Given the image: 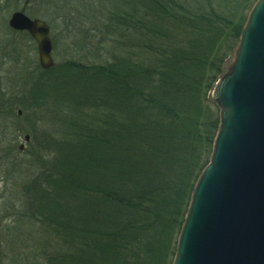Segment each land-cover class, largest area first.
Here are the masks:
<instances>
[{
	"label": "trees",
	"instance_id": "obj_1",
	"mask_svg": "<svg viewBox=\"0 0 264 264\" xmlns=\"http://www.w3.org/2000/svg\"><path fill=\"white\" fill-rule=\"evenodd\" d=\"M19 1L0 0V25L33 42L3 25V12ZM255 1L41 0L45 10L68 15L72 9L75 23L101 25L118 36V48L103 64L67 60L43 70L33 56L22 59L15 41L0 37L1 59L28 64L9 80L5 74L12 75L15 65L0 68V110L13 111L14 104L32 109L25 129L33 145L25 164L32 175L15 214L16 221L36 227L30 234L38 246L32 259L172 264L219 123L203 101L225 71ZM9 82L15 96L5 87ZM22 89L29 93L27 105L17 98ZM6 131L0 124V164L15 169L18 164L2 155L16 151L4 143ZM14 243L10 239L6 250ZM10 256L14 261L15 254Z\"/></svg>",
	"mask_w": 264,
	"mask_h": 264
},
{
	"label": "water",
	"instance_id": "obj_2",
	"mask_svg": "<svg viewBox=\"0 0 264 264\" xmlns=\"http://www.w3.org/2000/svg\"><path fill=\"white\" fill-rule=\"evenodd\" d=\"M7 26L34 40L41 69L53 66L45 20L18 10ZM211 99L219 108L218 129L193 187L172 264H264V0L251 7ZM23 138L29 141V135Z\"/></svg>",
	"mask_w": 264,
	"mask_h": 264
},
{
	"label": "rangeland",
	"instance_id": "obj_3",
	"mask_svg": "<svg viewBox=\"0 0 264 264\" xmlns=\"http://www.w3.org/2000/svg\"><path fill=\"white\" fill-rule=\"evenodd\" d=\"M40 1L41 0H21L17 2V4L14 5L8 12L4 11V14L2 13L5 16V23L3 25L7 27L6 20L8 16L12 12L18 10L23 11L30 17H42V19L47 21L50 26V33L53 42L52 59L54 63L52 68H56L60 65L62 66V64L66 63L67 60L79 61L81 64L85 65L103 64L110 61L112 56L111 53L118 48L116 45L119 40L118 36L108 35L110 32L106 31L97 23H93L94 26H98L92 29L88 24L81 26V24L75 23L77 16L75 11L72 9L69 10L70 14L68 12V15H65L63 11L59 12L57 15L56 10L51 7H48V10H45V7L39 5ZM80 5L81 4L79 2L74 3V6ZM41 13L43 16H40ZM87 28H89L90 31L86 36L88 37L91 35V37H88L89 43L88 39L85 41L87 43L84 42ZM7 31L5 28L2 30L0 25V37L3 40H7L6 37H9L12 42L15 41L16 45L20 46L22 59L26 60V62H28L29 59H31V56H33L38 63L35 43L21 35L14 36ZM30 48H34V50H30ZM233 57L234 53H232V55L225 61V71L231 64ZM24 63L25 61H20L18 62V65H15L11 59L3 60L0 58V68L2 70L7 71L14 65L16 68L14 69V73H12V75L6 72L5 77L8 75L6 80L16 78L17 75L20 74L19 71H22L21 69L24 70V68L28 66V64L24 65ZM27 72L28 70L26 73ZM10 82L13 83L12 80H10ZM10 82L5 85V87L13 94V96H15L14 91L16 88L11 87ZM22 90L24 91L23 95L20 93L17 95V98L22 99V101L26 104V98L29 97V93L26 92L27 89ZM211 92L212 89L207 92L203 101V107H206V103L210 104L213 112L219 119V108L212 101ZM18 110L21 111L20 115L17 114ZM31 110L32 109L29 107L26 110V108L24 109V107L17 106L16 104L13 106V111H10L8 107H4L0 110V124L7 128L3 137L4 143L10 145L14 144L16 148V151L11 152V154H8L5 150L2 152V155L18 164L15 169L10 168L7 163H4L2 166L0 164V229L4 230L7 226L11 227L10 230L6 229L0 233V243L4 246L2 248L4 250V255L1 256L0 254V264H38V259L34 258V256L33 259L31 257L37 250L38 246H35V242L30 240V234L36 230V227L34 224L30 225L25 222L20 223L16 221V219L19 218L15 215L19 212V210H21V208H23L21 204L23 186L32 175L30 172L31 169L27 168L25 164L28 163L29 152L33 149V145L28 144V142H24L23 138L26 134L25 129L30 127V121L27 120L26 117L28 118ZM20 144H23L22 150H19ZM5 207H12L13 211H5ZM12 226L17 227L12 229ZM19 227L24 228L27 233L22 231L24 229L19 230ZM12 238L15 239L14 249L9 252L6 250L5 244H7ZM26 248H29L31 254H26ZM13 253L15 254V259H13L14 261H11L13 257L10 255ZM25 256L30 257L25 259ZM1 258L5 261L1 260Z\"/></svg>",
	"mask_w": 264,
	"mask_h": 264
},
{
	"label": "bare ground",
	"instance_id": "obj_4",
	"mask_svg": "<svg viewBox=\"0 0 264 264\" xmlns=\"http://www.w3.org/2000/svg\"><path fill=\"white\" fill-rule=\"evenodd\" d=\"M25 135H26V134H25ZM25 135H24V136H25Z\"/></svg>",
	"mask_w": 264,
	"mask_h": 264
}]
</instances>
